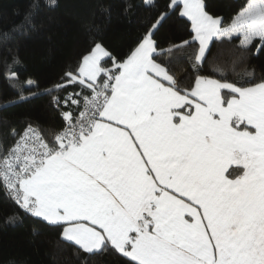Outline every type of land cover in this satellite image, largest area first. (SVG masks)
<instances>
[{
  "label": "snow or ice",
  "instance_id": "obj_1",
  "mask_svg": "<svg viewBox=\"0 0 264 264\" xmlns=\"http://www.w3.org/2000/svg\"><path fill=\"white\" fill-rule=\"evenodd\" d=\"M170 7L191 22L192 40L159 49L162 13L123 61L95 43L49 90L64 122L51 141L28 124L10 129L12 145L0 144V189L89 254L111 248L129 264H264V79L197 72L189 83L157 62L194 46L198 70L213 41L234 37L233 64L245 61L254 42L264 46V0H246L227 23L203 0Z\"/></svg>",
  "mask_w": 264,
  "mask_h": 264
},
{
  "label": "trees",
  "instance_id": "obj_2",
  "mask_svg": "<svg viewBox=\"0 0 264 264\" xmlns=\"http://www.w3.org/2000/svg\"><path fill=\"white\" fill-rule=\"evenodd\" d=\"M203 2L210 15L227 23L246 0ZM170 4L171 0H154L141 19L144 0H56L55 6L48 0H0V144L5 148L12 145L10 129L22 131L28 124L37 126L51 141L49 133L61 129L64 122L49 90L64 83L66 72L78 70L95 43H101L116 61H123L162 13L166 18L154 32L159 49L166 52L173 45L191 41V22L180 15V8ZM239 42V37L231 42L213 41L206 63L198 70L191 66L194 46L185 47L177 56L161 55L157 62L168 66L178 81L194 82L199 72L232 83H258L264 79V46L254 42L246 60L233 64ZM102 63L113 67L111 58H104ZM184 67L186 73L181 77ZM247 72L253 75L247 76ZM10 74L15 75L14 80ZM28 80L34 82L32 88ZM65 94L63 90L57 93L61 97ZM233 171L238 170H229ZM10 216L17 217L14 223L8 222ZM61 231L24 213L0 189V264H129L111 248L86 253L63 241ZM17 244L35 252L17 255Z\"/></svg>",
  "mask_w": 264,
  "mask_h": 264
},
{
  "label": "rangeland",
  "instance_id": "obj_3",
  "mask_svg": "<svg viewBox=\"0 0 264 264\" xmlns=\"http://www.w3.org/2000/svg\"><path fill=\"white\" fill-rule=\"evenodd\" d=\"M148 10H149V5H145V7L142 9L140 13V16H142L145 13V11H148ZM33 251L35 252L34 248H30V247L23 246L21 244H17V255L28 256V254H32Z\"/></svg>",
  "mask_w": 264,
  "mask_h": 264
},
{
  "label": "crops",
  "instance_id": "obj_4",
  "mask_svg": "<svg viewBox=\"0 0 264 264\" xmlns=\"http://www.w3.org/2000/svg\"><path fill=\"white\" fill-rule=\"evenodd\" d=\"M147 13H148V11H145V13L141 16V19L144 18V17L147 15ZM210 46H211V45H210ZM105 58H106V57H105ZM185 73H186V67H184V69L182 70L180 76H181V77L184 76ZM233 167H235V166L230 167L229 170H230L231 168H233Z\"/></svg>",
  "mask_w": 264,
  "mask_h": 264
},
{
  "label": "built area",
  "instance_id": "obj_5",
  "mask_svg": "<svg viewBox=\"0 0 264 264\" xmlns=\"http://www.w3.org/2000/svg\"><path fill=\"white\" fill-rule=\"evenodd\" d=\"M7 193V192H6ZM8 194V193H7Z\"/></svg>",
  "mask_w": 264,
  "mask_h": 264
}]
</instances>
